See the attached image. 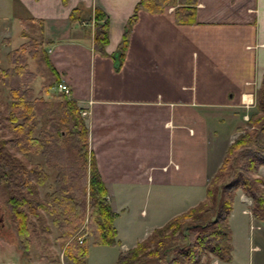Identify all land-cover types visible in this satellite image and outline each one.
<instances>
[{
    "label": "crops",
    "instance_id": "crops-1",
    "mask_svg": "<svg viewBox=\"0 0 264 264\" xmlns=\"http://www.w3.org/2000/svg\"><path fill=\"white\" fill-rule=\"evenodd\" d=\"M136 2L0 0V24L17 32L19 43L43 42L67 97L85 111L87 146L116 212L118 252L204 197L242 131L235 117L254 103L264 72V0H196L187 24L175 22L173 6L138 8L118 59ZM95 8L107 23L100 51L93 48ZM73 10L79 19H70ZM256 174L264 179V164ZM250 205L236 189L227 217L231 259L210 256L200 264H264V222Z\"/></svg>",
    "mask_w": 264,
    "mask_h": 264
},
{
    "label": "trees",
    "instance_id": "trees-1",
    "mask_svg": "<svg viewBox=\"0 0 264 264\" xmlns=\"http://www.w3.org/2000/svg\"><path fill=\"white\" fill-rule=\"evenodd\" d=\"M195 2L137 0L118 42V59L138 8L161 12L173 6L175 22L187 24L194 21ZM79 18L73 10L70 19ZM91 18L93 48L100 51L107 42V23L97 8ZM42 43L28 38L7 51L9 65H0V123L9 131L0 134V184L6 189L4 204L23 250H29L30 233L36 227L50 232L49 219L65 257L72 264H86L89 242L115 244L116 212L88 149L87 127L76 101L61 92L54 99L44 97L58 77ZM27 57L42 60L50 73L36 92L31 85L36 73L29 69ZM2 88L8 97L4 102ZM238 130L241 133L227 145L209 177L204 197L119 251L113 264H200L210 256L231 259L227 217L236 189L250 197L252 216L264 222V179L256 174L264 164V72L253 106ZM32 156L38 160L32 162ZM47 180L50 189L40 194L39 187Z\"/></svg>",
    "mask_w": 264,
    "mask_h": 264
},
{
    "label": "rangeland",
    "instance_id": "rangeland-1",
    "mask_svg": "<svg viewBox=\"0 0 264 264\" xmlns=\"http://www.w3.org/2000/svg\"><path fill=\"white\" fill-rule=\"evenodd\" d=\"M22 25L24 26L23 30L30 32L31 27L29 22H25ZM5 34H10L11 39L10 41H0V65L3 66L9 65L6 53L18 45L20 37L17 32L12 35L9 30L7 31L3 24H0V39ZM27 63L29 69L36 73V78L31 84L36 92L43 83L50 79V73L44 62L40 59L27 57ZM56 93H58V91L54 87H50L47 94H44V97L54 99ZM6 99H8L6 96V89L2 88L1 101L4 102ZM252 104L249 108L243 109L242 115L248 114L253 106ZM235 119L239 120L241 125H244L242 116H236ZM3 121L5 120L3 119ZM0 134L3 136L9 134L8 129L4 126L2 127L1 123ZM7 145L9 147L8 149H11L10 144L7 143ZM17 155L20 154L17 153ZM30 160L32 162L37 161L38 157L32 156L30 157ZM49 189V180H47L44 185L39 187V192L40 194H43L44 191H48ZM5 199L6 189L0 184V261H6L4 264L10 260L18 262L23 261L28 264H72L62 253V248L54 239L56 231L49 219H47V223L50 225V232L45 233V231H41L36 227V229L30 233L29 250H23L15 234L14 228L11 225L9 212L4 204ZM45 237L49 240L48 243L46 242ZM118 247L119 246L116 243L114 245H98L89 242L87 245L88 252L86 264H113L119 250Z\"/></svg>",
    "mask_w": 264,
    "mask_h": 264
},
{
    "label": "built area",
    "instance_id": "built-area-1",
    "mask_svg": "<svg viewBox=\"0 0 264 264\" xmlns=\"http://www.w3.org/2000/svg\"><path fill=\"white\" fill-rule=\"evenodd\" d=\"M56 89H57L58 91H61V92H64V93H68V91H69L68 86H67L66 83H64V82H58V83L56 84ZM84 113H85L84 110L80 111V114L83 115ZM244 117L246 118V115H244Z\"/></svg>",
    "mask_w": 264,
    "mask_h": 264
}]
</instances>
